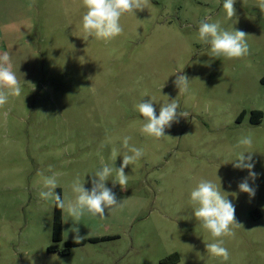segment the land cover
<instances>
[{"label": "rangeland", "instance_id": "rangeland-1", "mask_svg": "<svg viewBox=\"0 0 264 264\" xmlns=\"http://www.w3.org/2000/svg\"><path fill=\"white\" fill-rule=\"evenodd\" d=\"M257 0H236L229 20L223 0H149L143 11L121 18L123 33L105 42L84 38L82 0H0V53L8 52L22 85L19 97L0 107V264H264V13ZM242 30L250 55L213 58L198 41L201 20ZM190 79L188 94L173 81L178 70ZM198 78V79H197ZM177 99L189 112L156 140L142 135L135 105ZM241 123L237 122L243 111ZM251 134L255 196L239 190L247 169L233 167L235 145ZM144 155L125 168L126 189L112 188L122 209L104 219L84 216L82 240L116 237L75 247L70 254L54 245V204L39 198L44 175L58 173L62 199L79 176L91 189L101 161L111 164L112 149L122 163V138ZM169 136V137H168ZM219 185L235 206L242 227L225 238L228 261L210 256L213 242L193 215L190 192L200 179ZM65 220H68L66 223ZM72 218L63 211V241ZM67 232V233H66ZM75 250V251H74Z\"/></svg>", "mask_w": 264, "mask_h": 264}, {"label": "clouds", "instance_id": "clouds-1", "mask_svg": "<svg viewBox=\"0 0 264 264\" xmlns=\"http://www.w3.org/2000/svg\"><path fill=\"white\" fill-rule=\"evenodd\" d=\"M148 3L149 0H82V7L85 9L81 18L84 38H94L105 42L115 39L124 31L120 22L121 18L126 14L135 15L136 11L145 10ZM235 3L236 0H223L222 7L229 20L236 16ZM256 6L264 13V0H257ZM248 36L242 30L234 27L230 30L225 29L219 21L210 22L209 19L200 21L197 34L198 41L208 46L211 57L228 60L250 55ZM182 70L174 74L176 78L173 81L179 95L189 93L192 80L183 74ZM21 93L22 85L13 70L9 53H0V107L6 105L10 97H19ZM154 103V99L151 98L147 101L141 100L135 105V110L143 118L140 132L147 137L156 140L166 137V129L171 128L174 123H179L181 118L186 119L190 116L189 112L180 110V104L176 98L162 103L159 115H156ZM130 140V136L122 138V148L126 151L121 156L122 163L118 168L114 166V162L120 156L116 149H112L111 164L101 161V166L91 174L90 190L85 187V179L82 181L77 176L69 185L73 194L71 199H62L61 195L55 191L58 187V173L52 171L51 165L48 167L50 175L40 173L43 179L39 198L52 201L56 208L63 210L72 218L74 225L68 231L74 234L76 243L83 239L79 228L75 226L80 224L82 217L87 215L104 219L106 212L115 213L122 209V200L117 198L112 188L106 187V182L115 174L111 179L113 185H120L122 190L127 188L128 175L125 173V168L144 155L142 148L130 145ZM252 146L251 134L241 136L235 145V149H238L235 152V158L230 161L234 168L248 170V176L238 184V188L241 192L247 193L250 198L255 196L256 188L249 181L252 180L254 183L258 175L252 171L255 166L252 155L254 152L250 151ZM225 194L227 193L221 190L220 180L218 185L202 178L190 192V203L194 206V217L212 237L213 242L206 243L207 253L226 262L230 259V253L224 246L225 238L235 235L233 229L242 226L236 220L234 204Z\"/></svg>", "mask_w": 264, "mask_h": 264}, {"label": "trees", "instance_id": "trees-1", "mask_svg": "<svg viewBox=\"0 0 264 264\" xmlns=\"http://www.w3.org/2000/svg\"><path fill=\"white\" fill-rule=\"evenodd\" d=\"M261 84L264 87V77L261 79ZM247 112L244 110L237 119L238 123H241L246 117ZM264 113L259 110H253L251 112L250 121L253 125H259L262 122ZM57 194L61 195V190H57ZM62 198V196H61ZM52 238L54 245L50 247V251L57 252L62 255L70 254L71 250L75 247L84 246L87 243H100L109 240H114L116 237H102V238H91L88 240H81L79 243L75 241H68L65 243V248L60 249L58 244L63 241V210L54 207L53 227H52ZM179 256L177 254L171 255L162 261V264H177L179 262Z\"/></svg>", "mask_w": 264, "mask_h": 264}]
</instances>
